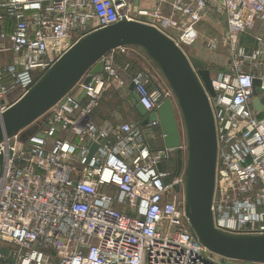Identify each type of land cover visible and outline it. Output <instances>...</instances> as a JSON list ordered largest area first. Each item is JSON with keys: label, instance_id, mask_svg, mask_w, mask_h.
<instances>
[{"label": "built area", "instance_id": "1", "mask_svg": "<svg viewBox=\"0 0 264 264\" xmlns=\"http://www.w3.org/2000/svg\"><path fill=\"white\" fill-rule=\"evenodd\" d=\"M0 0V115L26 95L80 39L123 18L157 27L183 50L213 0ZM217 1V0H214ZM169 9L165 14L164 7ZM225 37L261 24L251 55L240 49L210 98L217 137L213 214L217 229L264 235V107H254L255 82L264 97V0H224ZM131 58L133 48L116 50ZM114 51V52H116ZM185 51V50H184ZM104 73L85 78L38 119L22 142L0 143V264H253L211 253L185 213V178L166 168L175 151L154 149L162 134L161 104L175 97L164 77L146 73L132 83L148 112L146 127H99L94 110L107 87L125 82L114 56ZM145 75V76H144ZM154 86V87H153ZM177 105V104H176ZM98 145L90 158L91 148ZM185 150V145H183ZM10 153L12 156L10 157ZM177 189L179 191H177ZM182 194V201L178 196ZM225 260V261H223Z\"/></svg>", "mask_w": 264, "mask_h": 264}, {"label": "water", "instance_id": "2", "mask_svg": "<svg viewBox=\"0 0 264 264\" xmlns=\"http://www.w3.org/2000/svg\"><path fill=\"white\" fill-rule=\"evenodd\" d=\"M138 5L139 0H136L135 10ZM120 48L139 50L156 66L173 92L175 102L165 100L159 107L158 116L153 114L149 120L159 119L165 148L178 154L176 176L183 174L185 178V213L199 241L221 258L264 264V235L229 234L215 225L213 202L219 146L209 98L217 95L214 72L205 61L187 56L172 38L153 25L123 18L115 25L80 39L26 95L0 115V143L18 135L22 142L26 141L27 135L34 130L31 125L65 102L66 96L86 75L84 84L89 85L95 75L104 73V57ZM255 86L253 104L256 110H262L264 97L258 98L263 93L260 82L256 81ZM129 90L138 112L147 117L148 112L140 104L134 83L130 84ZM176 106L182 117L184 137ZM97 150L98 145L94 144L90 158ZM184 151L186 162L183 168ZM5 159L0 155V183Z\"/></svg>", "mask_w": 264, "mask_h": 264}, {"label": "rangeland", "instance_id": "3", "mask_svg": "<svg viewBox=\"0 0 264 264\" xmlns=\"http://www.w3.org/2000/svg\"><path fill=\"white\" fill-rule=\"evenodd\" d=\"M215 15V19L218 22L217 24L219 28L216 31V34L213 39L211 41L204 42L205 38H200V40H197L194 45L190 47H184V50L187 56L196 57L205 61L209 66V69L214 72L213 78L218 81L221 80L223 74L229 70V63L231 64V62L237 57L240 49H244L247 55H251L255 51V49L258 48V43L255 39V36L259 32L261 24H257L255 28L246 30L238 36L237 47L236 51L234 52L233 46L230 42H227L225 35L222 37V31L226 27V20L224 19L222 11H217ZM139 54L140 55H135V53H133V55L138 57H132V63L135 64L139 62L140 67L142 68V70H144L143 72L151 76V79L153 80V82H155V78L159 79L158 75L160 74V72L156 69V66L147 57H145L141 52ZM117 70L119 71V69ZM121 73V76L123 75L122 78L125 82V86L120 90V92L116 91L117 93H115L112 91L114 96L109 101L100 100V103L94 110L95 121L97 119L100 122H105L106 120L116 118L119 114H123V101L127 104L129 103L128 97L130 79L126 77L123 72ZM111 90L114 89L112 88ZM112 92L110 93L112 94ZM176 110L179 127L184 137L185 129L182 117L180 116V111L177 106ZM182 160L184 168L186 162L185 151L182 155ZM177 162L178 154L175 152L167 167L169 173L171 174L169 181L174 178L175 174H177ZM178 201H182V194L178 196Z\"/></svg>", "mask_w": 264, "mask_h": 264}, {"label": "crops", "instance_id": "4", "mask_svg": "<svg viewBox=\"0 0 264 264\" xmlns=\"http://www.w3.org/2000/svg\"><path fill=\"white\" fill-rule=\"evenodd\" d=\"M223 1L221 0H217V1H211L208 5V9H207V13L204 16V18L202 19V21L197 24L195 26V30L198 33V39L200 40V38H205L204 42H208L211 41L213 39V37L216 34V31L218 30V22L215 19V14L217 13V11H222V14L224 16V19L226 20V27L223 29L222 31V37L225 35L226 30L228 28V24H227V15H226V11L223 7ZM159 3V0H139V4L142 7H146V8H151V7H155L157 6V4ZM152 4V5H150ZM164 11L165 14L168 15L169 9L165 6L164 7ZM207 31V32H206ZM135 55H140L138 51L134 52ZM112 56H114V65L117 69H119V72H123L126 77H128L130 79V84L132 83L133 78L139 74V73H144L142 70V68L140 67V63H132L133 59L132 57H138L133 55L130 58H128V61L123 59L122 55L119 54L117 51L116 52H112L111 53ZM140 59V58H139ZM230 66V63H229ZM127 68V69H126ZM122 74V73H121ZM123 76V75H122ZM111 87H107L103 97L101 98V100H106L109 101L110 99L113 98L114 94L113 92L117 93L115 90H111ZM108 91V92H107ZM113 91V92H112ZM112 92V94L110 93ZM120 92V91H118ZM128 104L126 102L123 101V114H119L116 118H112L110 120H106L105 122H100L96 119V124L99 127H109L111 129H117L119 128L121 125L123 124H140L142 127H146L147 123H148V119L147 117H142L140 115V113L138 112L137 108H136V103H134L133 98H132V94L129 90V97H128ZM100 103V102H99ZM152 143V147L154 149H162L165 148L164 146V140H163V135H158L151 141ZM168 167V166H167ZM166 167V168H167Z\"/></svg>", "mask_w": 264, "mask_h": 264}, {"label": "trees", "instance_id": "5", "mask_svg": "<svg viewBox=\"0 0 264 264\" xmlns=\"http://www.w3.org/2000/svg\"><path fill=\"white\" fill-rule=\"evenodd\" d=\"M137 50V49H136ZM139 51V50H138ZM140 52V51H139ZM123 57V59H125V60H127L128 61V58L127 57H124V56H122ZM134 101V100H133ZM135 103V102H134ZM136 105V104H135Z\"/></svg>", "mask_w": 264, "mask_h": 264}]
</instances>
